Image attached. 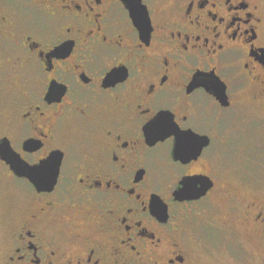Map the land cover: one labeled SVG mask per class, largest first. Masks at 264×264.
Instances as JSON below:
<instances>
[{
  "label": "flooded vegetation",
  "instance_id": "1",
  "mask_svg": "<svg viewBox=\"0 0 264 264\" xmlns=\"http://www.w3.org/2000/svg\"><path fill=\"white\" fill-rule=\"evenodd\" d=\"M212 74L222 100L199 87ZM156 113L191 127L197 160L182 169L173 138L152 144ZM1 138L28 166L60 168L39 191L0 161L29 189L4 217L0 264H219L204 236L264 264V0H0ZM172 169L211 187L176 199Z\"/></svg>",
  "mask_w": 264,
  "mask_h": 264
},
{
  "label": "snow or ice",
  "instance_id": "2",
  "mask_svg": "<svg viewBox=\"0 0 264 264\" xmlns=\"http://www.w3.org/2000/svg\"><path fill=\"white\" fill-rule=\"evenodd\" d=\"M147 14V13H146ZM142 22V19H141ZM91 69V66H90ZM212 70H210L211 72ZM167 79V77H165ZM51 79V78H50ZM219 85H222V82L220 81L219 77L215 74H212L211 77H208L204 84L199 86L202 87L204 90H215ZM66 91H68L67 87H64ZM148 91H151V88L149 87ZM206 92L211 93L210 91L206 90ZM63 93V94H64ZM70 103V101L65 102ZM63 106H58V112L62 110ZM158 113H167L168 110H160ZM158 113L153 114L149 120L145 123L149 124V122H152L150 125V135L152 136L154 144L157 140L163 142L165 139L171 137L173 138V144L177 147L178 151L180 152L184 162H181L180 159H177L176 161L181 162L182 169L184 166H187L191 161H195L198 159V157L201 155V147L202 145L198 143L197 136L193 135L191 127L185 128L181 130L178 126V124L174 121L173 116H159ZM80 116L84 122H91L95 123L92 117L88 116L83 110L80 111ZM182 120H187V116H182ZM144 125V126H145ZM45 139H49L48 136H45ZM67 141V137L61 138V143H64ZM40 147L42 145L40 144ZM39 147V148H40ZM0 151H3L2 146H0ZM52 152H59L62 153V149H53ZM49 156L47 158H41L39 161H37L36 165L34 167H31V171L29 175H21V176H27L29 180L33 184L35 183H47L49 180V177L54 175L55 180L54 183H56V178L59 175V168H60V159L59 163L56 164L54 161H49ZM61 158V157H60ZM0 161H3V159H0ZM45 162L44 164H41V162ZM201 167H207V164L204 162H201ZM182 169H172L169 174L170 179H175L176 173L179 172V184L180 187L181 181H185L183 184L184 191L186 193H189L192 196L200 197L205 194V192L211 187V184L209 183L208 186L202 185L200 182L201 177H205L208 173L207 172H191L187 170ZM31 177V179L29 178ZM52 184V185H53ZM147 186L145 185L141 191H146ZM5 190L2 186H0V207L3 205V201L6 198ZM149 195H152L151 192H149ZM137 199H139V193H137ZM160 202V201H159ZM65 203H68L67 201ZM161 203V202H160ZM76 203L73 201L70 204V209H75ZM156 208L159 209V203L156 205ZM70 209H65V212L60 214L59 216H52L48 221V226L51 227L54 230H61V226L63 225L64 221L68 219V216L70 214ZM85 212L90 211L89 209H85ZM133 226L139 227V225L136 222H133ZM159 243V240L156 241Z\"/></svg>",
  "mask_w": 264,
  "mask_h": 264
},
{
  "label": "rangeland",
  "instance_id": "3",
  "mask_svg": "<svg viewBox=\"0 0 264 264\" xmlns=\"http://www.w3.org/2000/svg\"><path fill=\"white\" fill-rule=\"evenodd\" d=\"M227 117L230 119L232 114L229 113ZM261 142V140L259 141ZM254 161H264V156H254ZM264 163V162H263ZM236 165H242V158L235 155L234 152H223L222 154V176L228 178L224 180V187L231 189L234 182L232 179L235 177ZM264 176V173L262 174ZM0 186L5 190L6 198L3 201L2 207H0V237L3 233V220L7 212L17 202L18 197L21 195H27L29 189L27 185L21 181L12 179L4 173L0 165ZM207 240H212L215 243L214 248L211 250L209 257L214 259L213 261L219 264H262L258 259L252 258L247 253H233L226 249L224 240L217 239L215 237L204 236ZM218 241V242H216Z\"/></svg>",
  "mask_w": 264,
  "mask_h": 264
},
{
  "label": "water",
  "instance_id": "4",
  "mask_svg": "<svg viewBox=\"0 0 264 264\" xmlns=\"http://www.w3.org/2000/svg\"><path fill=\"white\" fill-rule=\"evenodd\" d=\"M133 18L136 20V22H139V19L137 18V15L133 12H131ZM212 92L214 94H216L220 100L223 99V92L221 93L220 91L217 90V88L215 90H212ZM0 146H2L3 151H0V158L3 159L5 162H7L8 164L11 165L12 169L14 170L15 174L17 176H21V175H29L30 171H31V167L34 166H28L27 164H25L18 156L17 154H15L12 150V148L9 145V142L6 138H1L0 139ZM173 156L175 159H181L183 160L180 152L178 151L177 147H174V152H173ZM50 160V158H48ZM45 162H41V164H44ZM27 177V176H24ZM28 178V177H27ZM29 178L31 179V177L29 176ZM54 180L55 177L54 175L49 177V180L47 183H35L32 184L35 186V188L37 190H49L50 188H52V186L54 185ZM31 181V180H30ZM185 183V181H181V185L183 186V184ZM53 184V185H52ZM179 186L176 188V190L174 191V195L176 199L179 200H183V199H192V198H198L195 196H192L189 193H186L184 191L183 187Z\"/></svg>",
  "mask_w": 264,
  "mask_h": 264
}]
</instances>
